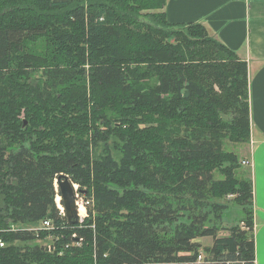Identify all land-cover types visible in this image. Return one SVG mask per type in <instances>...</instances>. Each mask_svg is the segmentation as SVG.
<instances>
[{"label":"trees","instance_id":"16d2710c","mask_svg":"<svg viewBox=\"0 0 264 264\" xmlns=\"http://www.w3.org/2000/svg\"><path fill=\"white\" fill-rule=\"evenodd\" d=\"M165 5L0 0V264H255L248 156L228 148L250 142L247 64ZM60 174L90 201L76 224ZM229 201L242 224L220 235Z\"/></svg>","mask_w":264,"mask_h":264},{"label":"crops","instance_id":"0c3cea01","mask_svg":"<svg viewBox=\"0 0 264 264\" xmlns=\"http://www.w3.org/2000/svg\"><path fill=\"white\" fill-rule=\"evenodd\" d=\"M173 23L200 22L247 64L255 264H264V0H166Z\"/></svg>","mask_w":264,"mask_h":264},{"label":"rangeland","instance_id":"374dc122","mask_svg":"<svg viewBox=\"0 0 264 264\" xmlns=\"http://www.w3.org/2000/svg\"><path fill=\"white\" fill-rule=\"evenodd\" d=\"M154 11L156 12V10H154ZM32 53L33 54H37V55L40 54V52H38V51H32L31 54ZM35 64H41L40 60L38 62H36ZM37 67H40V66H37ZM32 75H34L35 78L40 77L42 83L46 84L47 86H49V87L53 86V84H50L48 82V76L45 73V70L43 68H36V70H34V73ZM228 148L229 149L231 148L233 150H236L237 153L239 154L240 158L244 159V158H246L249 155V152H250V142L244 143V144H234V145L230 144ZM241 166H242L241 169H242L243 172L245 171L246 174L248 172H250V171H248L249 170V167L247 166V164H242L241 163ZM54 185L56 186V183L55 182H54ZM82 200H83V198L78 194V197H77L78 206L79 205H82L83 206ZM221 201H223V200H221ZM56 203L59 204L58 206L60 208H62L61 207L62 205L60 204L59 200L57 201V199H56ZM227 204H228V208H231L232 210L231 209L229 210L230 213L228 211L229 214L227 213L228 215L226 217H224L222 219L223 220L222 223H220L221 224V227H220V229L218 231L220 235L227 234L226 228L229 225H232V224L234 225L236 223H238L240 225L242 224L241 221L239 222L240 217L242 216V214L239 213V211L237 210L238 208L236 206H234L231 201H229ZM233 207H236V208H233ZM86 215H87V210L85 209V213L83 215H80V217L82 218V217H85ZM25 226L28 227L29 229H32V227L33 228H36V226H38V228H40L41 227V224H40V222H37L35 224L34 223H27ZM52 239H53V237L52 236H49V237H47V239H44V240H35V241L38 244L47 245V247L49 246L50 248L52 247L53 249H55V247L53 246V243H52ZM197 241H199L201 243V245H200L201 248H204L205 246H211L212 245V242H213V240H212L211 237L199 238ZM200 251H201V253L204 254V251L203 250L200 249Z\"/></svg>","mask_w":264,"mask_h":264},{"label":"water","instance_id":"95a60500","mask_svg":"<svg viewBox=\"0 0 264 264\" xmlns=\"http://www.w3.org/2000/svg\"><path fill=\"white\" fill-rule=\"evenodd\" d=\"M59 190V201L62 200L64 214L68 221L75 223L79 221V208L76 203V189L67 175L60 174L55 181Z\"/></svg>","mask_w":264,"mask_h":264},{"label":"built area","instance_id":"2783aa9c","mask_svg":"<svg viewBox=\"0 0 264 264\" xmlns=\"http://www.w3.org/2000/svg\"><path fill=\"white\" fill-rule=\"evenodd\" d=\"M77 195V197H78V194H76ZM77 197H76V203H77ZM90 201H84V200H82V204H83V206L85 207V205H88V204H90L89 203ZM59 204H57V206H58ZM61 206V205H60ZM77 206H78V203H77ZM62 207V206H61ZM58 208L60 209V212L61 213H63L64 211H63V207L62 208H60L59 206H58ZM78 208H79V206H78ZM85 209H86V207H85ZM79 218H81L80 217V215H79ZM40 224H41V228H48V227H52V225H51V221L50 220H42L41 222H40ZM0 246H4V242L3 241H0ZM49 246L47 247V249L49 250ZM204 259V254L203 253H201V251L197 254V256H196V260L194 261V263H192V264H199V263H203V260ZM145 264H151V263H145ZM226 264H229V262L228 263H226Z\"/></svg>","mask_w":264,"mask_h":264},{"label":"bare ground","instance_id":"6f19581e","mask_svg":"<svg viewBox=\"0 0 264 264\" xmlns=\"http://www.w3.org/2000/svg\"><path fill=\"white\" fill-rule=\"evenodd\" d=\"M56 181V180H55ZM57 201L59 200V196H57ZM79 215H83L85 213V207L82 205H79Z\"/></svg>","mask_w":264,"mask_h":264}]
</instances>
